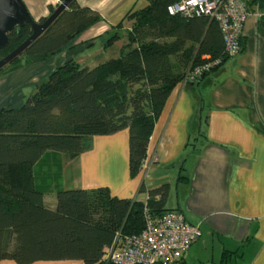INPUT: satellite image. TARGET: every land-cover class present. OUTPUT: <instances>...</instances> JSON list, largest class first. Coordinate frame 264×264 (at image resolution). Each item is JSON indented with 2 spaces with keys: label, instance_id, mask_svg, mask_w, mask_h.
Returning <instances> with one entry per match:
<instances>
[{
  "label": "trees",
  "instance_id": "trees-1",
  "mask_svg": "<svg viewBox=\"0 0 264 264\" xmlns=\"http://www.w3.org/2000/svg\"><path fill=\"white\" fill-rule=\"evenodd\" d=\"M176 1L148 0L144 8L128 12L114 26L121 30L128 21V29L103 44L108 49L125 38L118 56L94 68L68 60L22 104L0 110V262L112 264L105 259L106 250L119 239L138 236L146 214L153 218L171 212L165 208L166 184L150 190L141 184L146 203L112 196L107 187H56V205L50 209L37 169L49 154L74 159L92 136L127 129L130 177L143 173L156 119L175 86L195 67L210 64L209 71L186 83L197 85L229 59L218 23L204 15H170L168 7ZM253 4L262 14L257 29L264 34V0L248 3ZM101 20L74 0L19 58L0 70V77L61 54ZM31 34L28 24L10 32L0 59Z\"/></svg>",
  "mask_w": 264,
  "mask_h": 264
},
{
  "label": "crops",
  "instance_id": "crops-1",
  "mask_svg": "<svg viewBox=\"0 0 264 264\" xmlns=\"http://www.w3.org/2000/svg\"><path fill=\"white\" fill-rule=\"evenodd\" d=\"M22 1L35 21L48 17L60 4V0ZM76 1L102 20L61 54L1 76L0 110L22 104L64 62L86 64L98 40L103 46L114 33L123 35V29H128L125 21L121 30L114 26L128 12L148 4V0ZM251 1L244 0L248 15L242 51L197 85L177 84L167 98L149 139L143 173L130 177L128 130L124 129L92 136L88 148L74 159L62 156V175L54 190L107 187L112 196L146 203V192H139L141 184L147 190L166 184L165 208L181 214L201 234L181 264H264V34L257 29L262 14L257 5H248ZM101 63H89V68ZM47 196L45 205L54 209L56 196Z\"/></svg>",
  "mask_w": 264,
  "mask_h": 264
},
{
  "label": "built area",
  "instance_id": "built-area-1",
  "mask_svg": "<svg viewBox=\"0 0 264 264\" xmlns=\"http://www.w3.org/2000/svg\"><path fill=\"white\" fill-rule=\"evenodd\" d=\"M172 16H207L220 26L227 58L240 51V38L247 18L244 0H177L168 7ZM211 65L195 67L182 83L194 80ZM147 211H145L146 213ZM145 227L135 237L119 239L106 250L105 259L112 264H181L183 255L200 237L198 228L191 226L178 212L160 217L145 216Z\"/></svg>",
  "mask_w": 264,
  "mask_h": 264
},
{
  "label": "water",
  "instance_id": "water-1",
  "mask_svg": "<svg viewBox=\"0 0 264 264\" xmlns=\"http://www.w3.org/2000/svg\"><path fill=\"white\" fill-rule=\"evenodd\" d=\"M74 0H63L44 20L35 21L22 0H0V51L8 45V34L17 27L30 25L32 34L18 47L0 59V70L19 58L65 11Z\"/></svg>",
  "mask_w": 264,
  "mask_h": 264
},
{
  "label": "rangeland",
  "instance_id": "rangeland-1",
  "mask_svg": "<svg viewBox=\"0 0 264 264\" xmlns=\"http://www.w3.org/2000/svg\"><path fill=\"white\" fill-rule=\"evenodd\" d=\"M61 3V2H60ZM142 7V6H140ZM56 8V7H55ZM54 8V10H55ZM53 10V11H54ZM51 13H49L50 15ZM118 17V16H117ZM131 22L125 21L124 26L129 27ZM126 30L123 29V32ZM102 41L101 39L98 40L97 44L93 46V50L90 52L91 55H89L86 59H88V62H85L89 66V63H101L106 60H109L110 58H114L118 56L119 54V47L124 44V40L120 43H117V46H113L111 48L105 49L102 46ZM117 50V54H116ZM87 61V60H86ZM63 155L60 153H54V154H49L48 159L44 160L43 163H41L38 166L37 169V175L41 179L42 184H43V189L45 190L46 195L49 194L47 197H51L50 195L56 196V190H54V187L56 183L60 180L61 175H62V169H61V164H62V157ZM51 157L53 159H51ZM47 164H49L50 168L47 167ZM68 184H65V187ZM58 189H62V186H58ZM52 192V194H51ZM55 193V194H54Z\"/></svg>",
  "mask_w": 264,
  "mask_h": 264
}]
</instances>
